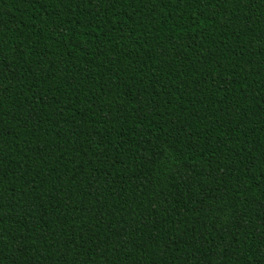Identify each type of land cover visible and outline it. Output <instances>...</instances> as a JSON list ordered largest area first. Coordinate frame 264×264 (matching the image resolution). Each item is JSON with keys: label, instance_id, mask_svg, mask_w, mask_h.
Here are the masks:
<instances>
[{"label": "trees", "instance_id": "trees-1", "mask_svg": "<svg viewBox=\"0 0 264 264\" xmlns=\"http://www.w3.org/2000/svg\"><path fill=\"white\" fill-rule=\"evenodd\" d=\"M0 264H264V0H0Z\"/></svg>", "mask_w": 264, "mask_h": 264}]
</instances>
